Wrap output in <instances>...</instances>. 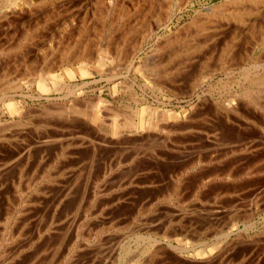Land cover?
<instances>
[{"label":"rangeland","instance_id":"374dc122","mask_svg":"<svg viewBox=\"0 0 264 264\" xmlns=\"http://www.w3.org/2000/svg\"><path fill=\"white\" fill-rule=\"evenodd\" d=\"M9 1L0 264H264V3Z\"/></svg>","mask_w":264,"mask_h":264},{"label":"bare ground","instance_id":"6f19581e","mask_svg":"<svg viewBox=\"0 0 264 264\" xmlns=\"http://www.w3.org/2000/svg\"><path fill=\"white\" fill-rule=\"evenodd\" d=\"M4 1H6V3H12V2H10L9 0H4ZM13 1H14V0H13ZM25 1H27L26 3L29 4V5H31L32 7L34 6V4H36V3H34V2L37 1V3H39L38 0H25ZM39 1H40V2H44V3H46V1H47V3H48V0H39ZM52 1H53V0H52ZM66 1H67V0H66ZM115 1H116V0H115ZM131 1H132V0H131ZM145 1H148L149 4H150V7H148L149 10H148L147 12H149V11L151 12V10L155 8V6H156L155 4H157V3H156V0H145ZM145 1H144V2H145ZM157 1H159V0H157ZM180 1H181L182 3H181V5H180V8H179V9H181L182 7L184 8V6L187 5V4H189L192 0H180ZM14 2H16V0H15ZM61 2H62V1H61ZM108 2L110 3L109 5H111L112 7L116 5V3L114 2V0H108ZM138 2H139V1H138ZM150 2H151V3H150ZM166 2H167V3H166L167 5H166L165 7L163 6V7L165 8V9H163V10H164L163 12H165V13H164V17H163V15H162V16H158V17L156 18L155 22L153 21L154 23H153V24L151 23V25H149V28L147 29V31H145L146 34H149L150 32H152V31L155 29V27L161 25L164 21H166V20H170V21H171V18H172V16H173L175 10H174V8H173V6H172V4H171V0H167ZM227 2H229V5H230V3H231V4L233 3V7H234V3L240 4V6H241L242 8H243V6H250V8H249L250 10L247 9V10H249L248 12H252V13H254V11L257 9V8L255 9V7H258L259 5L262 6V3H264V0H224V1H223L224 4L227 3ZM20 3H21V2H20ZM49 3H50V2H49ZM54 3H55V2H54ZM106 3H107V2H106ZM175 3H176V2H175ZM223 3H222V4H223ZM15 4H16V3H15ZM17 4H18V3H17ZM56 4H57V3H56ZM158 4H159V3H158ZM162 4H163V3H162ZM237 4H235V5H237ZM22 5H23V4H22ZM22 5H21V6H22ZM29 5H28V6H29ZM53 5H54V4H53ZM104 5H105V4H104ZM220 5H221V4H220ZM242 5H243V6H242ZM12 6H13V5H12ZM31 6H29V7L31 8ZM35 6H36V5H35ZM35 6H34V7H35ZM37 6H38V5H37ZM39 6H40V5H39ZM125 6H126V5H125ZM132 6H133V5H132ZM216 6H217V5H216ZM221 6H222V5H221ZM221 6H218V7H221ZM223 6H224V5H223ZM240 6H238V8H240ZM251 6H252V8L254 7V8H253L254 11L252 10ZM263 6H264V5H263ZM263 6H262V7H263ZM6 7H7V6H6ZM34 7H33V8H34ZM107 7H108V5H107ZM163 7H162V8H163ZM225 7H226V8H227V7H231V8H232L231 5L228 6L227 4L224 6V8H225ZM4 8H5V6H4ZM16 8H18V7H16ZM16 8H15V9H16ZM20 8H21V10H22V7H20ZM60 8H61V7H60ZM94 8H95V7H94ZM97 8L102 9L101 11L98 9V10L101 12V15L104 14L105 16H108V15L110 14V9L106 8V6H105V7L103 6L102 8H101V7H97ZM109 8H110V7H109ZM211 8H212V7H211ZM213 8H215V7L213 6ZM216 8H217V7H216ZM221 8H222V7H221ZM224 8H223V9H224ZM226 8H225V9H226ZM231 8H230V9H231ZM12 9H13V8H12ZM26 9H27V8H26ZM28 9H29V8H28ZM28 9H27V10H28ZM45 9H46V8H45ZM223 9H222V10H223ZM227 9H228V8H227ZM232 9H233V8H232ZM240 9H241V8H240ZM240 9H239V10H240ZM258 9H259V8H258ZM262 9L264 10V8H262ZM29 10H30V9H29ZM209 10H210V9H209ZM211 10H212V9H211ZM214 10H215V9H214ZM218 10H219V8H218ZM228 10H229V9H228ZM12 11H13V10H12ZM17 11H18V10H17ZM24 11H25V10H23V12H24ZM37 11H38V10H37ZM41 11H42V10H41ZM112 11H113V10H112ZM112 11H111V12H112ZM141 11H142V9H141ZM144 11H145V10H144ZM156 11H157V10H156ZM220 11H221V10H220ZM230 11L232 12L233 10H230ZM230 11H229V13H231ZM236 11H237V9H236ZM240 11H242V9H241ZM256 11H257V10H256ZM7 12H10V11L8 10ZM14 12H15V11H14ZM18 12H19V11H18ZM25 12H26V11H25ZM32 12H33V11H32ZM223 12H224V11H223ZM226 12H227V11H226ZM233 12H235V11H233ZM233 12H232V14H236V12H235V13H233ZM237 12H238V11H237ZM263 12H264V11H263ZM16 13H17V12H16ZM20 13H21V12H20ZM38 13H39V12H38ZM38 13H37V14H38ZM139 13H140V12H139ZM201 13H202V12H201ZM219 13H221V12H219ZM238 13H240V12H238ZM246 13H247V11L245 10V14H246ZM257 13H258V15H259V12H258V11H257ZM3 14H4V13H3ZM5 14H6V13H5ZM5 14H4V15H5ZM7 14H8V13H7ZM51 14H52V13H51ZM53 14H54V13H53ZM152 14H153V13H152ZM260 14H261V13H260ZM96 15H98V14H96ZM104 15H102V16H104ZM130 15H131V14H130ZM146 15H147V14H146ZM160 15H161V14H160ZM209 15H210V14H209ZM243 15H244V14H243ZM243 15H242V16H243ZM251 15H252V14H251ZM254 15H255V14H254ZM262 15H263V13H262ZM13 16H14V15H13ZM43 16H44V15H43ZM196 16H197V15H196ZM200 16H201V15H200ZM237 16H238V15H237ZM237 16H234V17L232 16V17H233V18H235V17L237 18ZM242 16L239 15V17H240V18L238 17L239 20H240L241 18H243ZM249 16H250V15L248 14V17H249ZM256 16H257V15H256ZM260 16H261V15H260ZM20 17H21V16H20ZM74 17H75V16H74ZM93 17H94V16H93ZM194 17H195V16H194ZM251 17H253V15H252ZM5 18H6V17H5ZM70 18H71V17H70ZM85 18H86V17H85ZM105 18H106V17H105ZM105 18H103V20H104ZM143 18H144V17H143ZM143 18H142V19H143ZM208 18H209V17H208ZM212 18H215V17H212ZM236 18H235V19H236ZM253 18H254V17H253ZM95 19H96V18H95ZM101 19H102V18H101ZM139 19H140V18H139ZM196 19H197V18H196ZM215 19H216V18H215ZM254 19H255V18H254ZM35 20H36V19H35ZM35 20H34V22H35ZM40 20H41V19H40ZM81 20H82V19H81ZM97 20H98V19H97ZM114 20H115V19H114ZM120 20H121V19H120ZM137 20H138V19H137ZM179 20H180V19H179ZM201 20H202V19H201ZM203 20H204V19H203ZM207 20H208V19H207ZM218 20H219V19H218ZM252 20H253V19H252ZM257 20H258V19H257ZM28 21H29V20H28ZM47 21H48V20H47ZM79 21H80V20H79ZM197 21H198V19H197ZM229 21H230V20H229ZM248 21H249V20H248ZM248 21H247V19H246V20L244 21V23H245V22H248ZM8 22H9V21H8ZM24 22H25V21H24ZM40 22H41V21H40ZM68 22H69V21H68ZM82 22H83V21H82ZM87 22H88V21H87ZM98 22H100V20H99ZM113 22H114V21H113ZM146 22H147V21H146ZM203 22H204V21H203ZM237 22H238V19H237ZM253 22H254V21H253ZM256 22H257V21H256ZM263 22H264V21H263ZM10 23H11V22H10ZM10 23H9V24H10ZM37 23H38V22H37ZM74 23H75V22H74ZM84 23H85V22H84ZM199 23H201V22H199ZM239 23H240V22H239ZM242 23H243V22H242ZM40 24H41V23H40ZM59 24H60V23H59ZM76 24H77V23H76ZM101 24H102V23H101ZM168 24H169V23H168ZM236 24H237V23H236ZM246 24H247V23H246ZM257 24H258V23H257ZM0 25H1V24H0ZM80 25L82 26V24H80ZM85 25H87V24H85ZM85 25H83L82 28H81L82 31H85L84 33H86V31H87V29H88L87 26H86V28H85ZM91 25H92V24H91ZM93 25H94V24H93ZM102 25H103V24H102ZM109 25H110V24H109ZM215 25H216V24H215ZM242 25H243V24H242ZM253 25H254V24H253ZM22 26H23V25H22ZM73 26H74V25H73ZM76 26H78V25H76ZM165 26H166V25H165ZM183 26H184V25H183ZM209 26H210V25H209ZM67 27H68V26H67ZM79 27H80V26H79ZM94 27H95V26H94ZM109 27H110V26H109ZM133 27H134V26H133ZM146 27H147V26H146ZM246 27H247V26H246ZM255 27H256V24H255ZM58 28H59V27H58ZM92 28H93V27H92ZM99 28H100V27H99ZM206 28H207V27H206ZM81 29H80V30H81ZM90 29H91V28H90ZM95 29H96V28H95ZM100 29H101V28H100ZM199 29H200V28H199ZM208 29H209V28H208ZM253 29H254V28H253ZM262 29H263V28H262ZM28 30H30V29L28 28ZM93 30H94V28H93ZM96 30H97V29H96ZM200 30H203V29H200ZM238 30H239V29H238ZM240 30H241V29H240ZM259 30H260V29H259ZM88 31H89V30H88ZM88 31H87V33H88ZM100 31H102V30H100ZM128 31H129V30H128ZM205 31H206V29H205ZM253 31H254V30H253ZM80 32H81V31H80ZM89 32H90V31H89ZM182 32H183V31H182ZM202 32H203V31H202ZM87 33H86V34H87ZM97 33H98V32H97ZM187 33H188V32H187ZM239 33H240V32H239ZM243 33H244V32H243ZM82 34H83V33H82ZM89 34H90V33H89ZM234 34H235V33H234ZM254 34H255V33H254ZM258 34H259V33H258ZM262 34H263V33H262ZM37 35H38V34H37ZM79 35H80V34H79ZM83 35H85V34H83ZM96 35H97V34H96ZM179 35H180V34H179ZM216 35H217V34H216ZM250 35H251V34H250ZM32 36H34V35H32ZM89 36H90V35H89ZM100 36H101V35H100ZM100 36H99V37H100ZM118 36H119V35H118ZM124 36H125V35H124ZM145 36H146V35H145ZM160 36H161V35H160ZM173 36H174V35H173ZM212 36H213V35H212ZM247 36H248V35H247ZM257 36H258V35H257ZM67 37H68V36H67ZM72 37H73V36H72ZM72 37H71V38H72ZM99 37H98V40H100ZM168 37H169V36H168ZM255 37H256V36H255ZM39 38H40V37H39ZM55 38H56V37H55ZM77 38H78V37H77ZM87 38H88V36H87ZM91 38H92V37H91ZM156 38H157V37H156ZM172 38H173V37H172ZM190 38H191V37H190ZM212 38H213V37H212ZM235 38H236V37H235ZM245 38H246V37H245ZM248 38H249V37H248ZM32 39H33V38H32ZM74 39H75V38H74ZM113 39H114V38H113ZM239 39H240V38H239ZM17 40H18V39H17ZM30 40H31V39H30ZM56 40H57V39H56ZM60 40H61V39H60ZM60 40H59V41H60ZM116 40H117V39H116ZM119 40H120V39H119ZM119 40H118V41H119ZM121 40H122V39H121ZM170 40H171V39H170ZM228 40H229V39H228ZM236 40H237V39H236ZM36 41H37V40H36ZM68 41H69V40H68ZM82 41H83V40H82ZM125 41H126V40H125ZM166 41H167V40H166ZM166 41H164V42H166ZM186 41H187V40H186ZM197 41H198V40H197ZM241 41H242V40H241ZM33 42H34V41H33ZM61 42H62V41H61ZM61 42H60V44H63V43H64V42H62V43H61ZM85 42H86V41H85ZM85 42H84V43H85ZM114 42H115V41H114ZM233 42H234V39H233ZM94 43H95V42H94ZM135 43H136V42H135ZM157 43H158V42H157ZM196 43H197V42H196ZM223 43H224V42H223ZM39 44H40V43H39ZM49 44H50V43H49ZM81 44H82V42H80V45H81ZM129 44H130V43H129ZM136 44H137V43H136ZM138 44H139V43H138ZM215 44H216V43H215ZM229 44H230V43H229ZM24 45H25V44H24ZM34 45H35V44H34ZM95 45H96V44H95ZM125 45H128V44H125ZM131 45H133V44H131ZM134 45H135V44H134ZM160 45H161V44H160ZM176 45H177V44H176ZM178 45H179V44H178ZM181 45H182V44H181ZM213 45H214V44H213ZM31 46H32V45H31ZM56 46H57V45H56ZM63 46H65V45H63ZM75 46H77V45H75ZM82 46H83V45H82ZM84 46H85V47H88V46H86L85 44H84ZM97 46H98V45H97ZM188 46H189V45H188ZM194 46H196V45H194ZM197 46H198V45H197ZM228 46H229V45H228ZM252 46H253V45H252ZM51 47H53V46H51ZM173 47H174V46H173ZM177 47H178V46H177ZM192 47H193V46H192ZM217 47H218V46H217ZM47 48H48V47H47ZM69 48H71V47L69 46ZM80 48H81V47H80ZM119 48H120V47H119ZM130 48H131V47H130ZM231 48H232V47H231ZM233 48H236V47H233ZM20 49H21V48H20ZM50 49H51V48H50ZM53 49H54V48H53ZM65 49H68L67 46H66ZM65 49H64V51H65ZM81 49H83V48H81ZM81 49H80V52H81ZM86 49H87V48H86ZM91 49H92V48H91ZM132 49H133V48H132ZM170 49H171V48H170ZM194 49H195V48H194ZM221 49H222V48H221ZM47 50H48V49H47ZM78 50H79V49H78ZM78 50H77V51H78ZM172 50H173V49H172ZM125 51H126V50H125ZM125 51H124V52H125ZM209 51H210V50H209ZM83 52H84V54L81 55V58H84L85 60H89L90 57H89V54H86L87 51H86V50H85V51L83 50ZM83 52H82V53H83ZM127 52H128V51H127ZM133 52H134V51H133ZM155 52H156V51H155ZM168 52H169V51H168ZM222 52H223V51H222ZM62 53H63V52H62ZM74 53H75V52H74ZM76 53H77V52H76ZM78 53H79V52H78ZM82 53H81V54H82ZM87 53H89V52H87ZM226 53H227V52H226ZM240 53H241V52H240ZM245 53H246V52H245ZM64 54H65V53H63L62 55H64ZM161 54H162V53H161ZM242 54H243V53H242ZM242 54H241V55H242ZM76 56L79 57L78 54H77ZM82 56H84V57H82ZM90 56H91V55H90ZM97 56H98V55H97ZM207 56H208V54H207ZM210 56H211V55H210ZM218 56H219V55H218ZM60 57H61V56H60ZM72 57H73V56H72ZM159 57H160V56H159ZM219 57H220V56H219ZM237 57H238V56H237ZM58 58H59V57H58ZM61 58H62V57H61ZM75 58H76V57H75ZM91 58H92V56H91ZM129 58H130V57H129ZM240 58H241V56H240ZM46 59H47V58H46ZM67 59H69V58H67ZM94 59H96V61H97V58H96V57H95ZM202 59H203V58H202ZM205 59H206V58H205ZM69 60H70V59H69ZM189 60H190V59H189ZM214 60H215V59H214ZM216 60H217V59H216ZM228 60H229V59H228ZM237 60H238V59H237ZM61 61H62V60H61ZM165 61H166V60H165ZM211 61H212V60H211ZM218 61H219V60H218ZM235 61H236V60H235ZM239 61H240V60H239ZM244 61H245V60H244ZM163 62H164V61H163ZM202 62H203V60H202ZM31 63H32V62H31ZM48 63H49V62H48ZM145 63H146V62H145ZM155 63H156V62H155ZM159 63H160V62H159ZM33 64H34V63H33ZM50 64H51V63H50ZM227 64H228V62H227ZM229 65H230V64H229ZM233 65H235V64H233ZM255 65H256V64H255ZM33 66H34V65H33ZM150 66H151V64H150ZM213 66H214V65H213ZM238 66H239V65H238ZM253 66H254V65H253ZM253 66H252V67H253ZM256 66H257V65H256ZM256 66H255V67H256ZM25 67H26V66H25ZM141 67H142V66H141ZM170 67H171V66H170ZM209 67H210V66H209ZM217 67H218V66H217ZM231 67H232V66H231ZM258 67H259V66H258ZM258 67H257V68H258ZM261 67H262V66H261ZM46 68H47V67H46ZM171 68H172V67H171ZM253 68H254V67H253ZM257 68H256V69H257ZM16 69H17V68H16ZM32 69H33V68H32ZM151 69H152V68H151ZM183 69H184V68H183ZM213 69H214V68H213ZM213 69H212V70H213ZM227 69H228V68H227ZM262 69H263V68H262ZM262 69H261V70H262ZM33 70H34V69H33ZM164 70H165V69H164ZM245 70H246V69H245ZM218 71H219V70H218ZM246 71H247V70H246ZM159 72H160V71H159ZM159 72H158V73H159ZM211 72H212V71H211ZM244 72H245V71H244ZM257 72H258V71H257ZM25 73H26V72H25ZM262 73H263V72H262ZM10 74H11V73H10ZM248 75H249V74H248ZM248 75H247V76H248ZM261 75H264V74H261ZM24 76H25V75H24ZM250 76H251V75H250ZM248 77H249V76H248ZM262 77H263V76H262ZM262 77H261V78H262ZM258 78H259V77H258ZM258 78H257V79H258ZM0 79H1V78H0ZM154 79H155V78H154ZM245 79H247L246 76H245ZM248 79H249V78H248ZM239 80H240V79H239ZM249 80H250V79H249ZM253 80H254V81H253ZM253 80H252V82H255L256 79H253ZM261 80H263V78H262ZM245 81H246V80H245ZM245 81H244V82H245ZM125 82H126V81H125ZM248 82H249V81H248ZM257 82H258V81H257ZM260 82H261V81H260ZM162 84H163V83H162ZM165 85H166V84H165ZM241 85H242V84H241ZM263 85H264V84H263ZM256 86H257V85H256ZM259 86H260V85H259ZM261 86H262V83H261ZM169 87H170V86H169ZM251 88H252V87H251ZM258 88H259V87H258ZM12 90H14V89H12ZM257 90H258V89H257ZM9 91H10V90H9ZM260 91H261V90H260ZM245 92H246V91H245ZM245 92H244V93H245ZM251 92H252V91H251ZM262 92H263V91H262ZM262 92H261V93H262ZM248 93H249V91H248ZM256 95H257V94H256ZM258 95H259V94H258ZM261 95H262V94H261ZM252 96H253V95H252ZM245 97H246V96H245ZM257 97H258V96H257ZM260 97H262V96H260ZM250 98H251V96H250ZM258 99H259V98H258ZM261 99H262V98H261ZM262 100H263V99H262ZM233 101H235V100H233ZM233 101H232V102H233ZM259 101H260V100H259ZM259 101H257V103H259ZM233 103H234V102H233ZM239 103H240V102H239ZM247 103H248V102H247ZM253 103H254V102H253ZM257 103H256V104H257ZM263 103H264V100H263ZM263 103H262V104H263ZM48 104H49V103H48ZM55 104H56V103H54V105H55ZM260 104H261V103H260ZM88 106H89V105H88ZM230 106L232 107V105H230ZM230 106H229V107H230ZM258 106H259V105H258ZM262 106H263V105H262ZM237 107H238V106H237ZM59 108H60V107H59ZM214 108H215V107H214ZM233 108H234V107H233ZM233 108H232V109H233ZM261 108H263V107H261ZM50 109H51V108H50ZM61 109H62V108H61ZM253 109H254V108H253ZM65 111H66V110H65ZM226 111H227V110H226ZM244 111H245V110H244ZM54 112H55V111H54ZM250 112H251V111H250ZM50 113H51V112H50ZM222 113H223V112H222ZM77 114H79V112H78ZM228 114H229V113H228ZM248 114H249V113H248ZM70 115H71V114H70ZM88 115H89V114H88ZM255 115H256V114H255ZM78 116H80V115H78ZM161 116H162V115H161ZM263 116H264V114H263ZM48 117H49V116H48ZM63 117H64V116H63ZM124 117H125V116H124ZM178 117H180V116H178ZM245 117H247V116H245ZM53 118H54V117H53ZM83 118H84V117H83ZM127 118H128V117H127ZM129 118H130V117H129ZM160 118H161V117H160ZM132 119H134V118H132ZM132 119H131V120H132ZM251 119H252V118H251ZM128 122H129V121H128ZM134 122H135V121H134ZM247 122H248V121H247ZM255 122H256V121H255ZM262 122H263V121H262ZM127 124H129V125L132 124V125H133V122H132V123H127ZM174 124H175V123H174ZM132 125H131V126H132ZM131 126H129V127H131ZM253 126H254V125H253ZM170 130H171V129H170ZM261 131H262V130H261ZM147 135H148V134H147ZM104 138H105V137H104ZM101 141H102V140H101ZM159 148H160V147H159ZM92 156H93V155H92ZM76 178H78V177H76ZM37 189H38V188H37ZM79 201H80V200H79ZM30 202H31V201H30ZM29 208H30V207H29ZM53 209H54V207H53ZM23 211H24V210H23ZM41 218H42V217H41ZM45 226H46V225H45ZM40 227H41V226H40ZM60 234H61V233H60ZM62 240H63V239H62ZM45 242H46V241H45ZM256 242H257V241H256ZM251 243H252V242H251ZM47 247H48V246H47ZM257 247H258V246H257ZM260 247H262V246H260ZM20 249H21V248H20ZM54 249H55V248H54ZM9 251H10V250H9ZM251 251H252V250H251ZM254 251H255V250H254ZM43 252H44V251H43ZM261 252H262V251H261ZM10 253H11V252H10ZM224 253H225V252H224ZM224 253H223V254H224ZM202 254H204V253H202ZM206 254H207V253H206ZM220 254H221V253H220ZM217 255H218V254H217ZM217 255H214V254H213V255H209V256H201V257H200L201 260H199V261H200L201 263H202V261H203L204 264H206V262H207L208 264H209V263H210V264H211V263L214 264L216 260L218 261L219 256H217ZM221 256H222V255H221ZM221 256H220V257H221ZM32 257H33V256H32ZM222 257H223V256H222ZM38 258H39V257H38ZM220 259H221V258H220ZM192 260H195V259H192ZM150 261H151V260H150ZM196 261H197V260H196ZM217 261H216V264H218L220 260H219L218 262H217ZM191 262H192V261H191ZM194 262H195V261H194ZM200 262H199L198 264H200ZM221 262H222V261H221ZM141 264H142V263H141ZM222 264H223V263H222Z\"/></svg>","mask_w":264,"mask_h":264}]
</instances>
